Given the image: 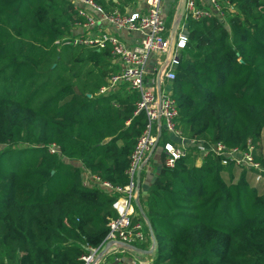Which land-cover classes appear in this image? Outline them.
<instances>
[{
	"label": "trees",
	"instance_id": "trees-1",
	"mask_svg": "<svg viewBox=\"0 0 264 264\" xmlns=\"http://www.w3.org/2000/svg\"><path fill=\"white\" fill-rule=\"evenodd\" d=\"M96 1L112 11L133 0ZM217 1L221 16L182 19L170 84L177 125L187 138L251 143L264 167V0ZM74 20L68 0H0V264H82L101 246L117 194L84 174L126 185L148 123L129 83L100 92L120 67L110 49L61 40ZM168 140L162 129L157 147ZM139 204L151 231L136 206L147 240L135 246L154 241L151 264H264V181L254 169L190 146Z\"/></svg>",
	"mask_w": 264,
	"mask_h": 264
},
{
	"label": "built area",
	"instance_id": "built-area-1",
	"mask_svg": "<svg viewBox=\"0 0 264 264\" xmlns=\"http://www.w3.org/2000/svg\"><path fill=\"white\" fill-rule=\"evenodd\" d=\"M68 1L75 12V20L71 35L65 36L61 40L75 45L110 49L114 60L120 67L110 77V85L101 87L100 92H106L123 81L129 83L131 88L139 91L138 110H144L148 118L147 126L140 135L131 156V165L128 170L130 180L126 185L115 186L89 171L84 174L85 183L92 182L117 194L113 201L117 215L109 221V231L102 245L89 247L81 256L82 264H108L107 260L110 254H107L108 250L104 249L109 243L117 245L116 242H121L135 246V243L147 240L144 223L135 218L137 215V186L141 171L148 164L151 151L158 136L160 138L162 129L165 130L168 137H174L162 146L165 155L164 164L167 167L174 166L176 160L185 155L190 146H197L202 156L210 152L220 154L223 157V163L233 161L254 169L255 181H264V167L255 158L254 146L251 143L247 149H239L227 147L221 142L210 143L196 137L187 138L177 125L179 112L170 84L175 77L174 69L179 62L180 49L185 46L187 39L183 21L176 35L175 53L169 67L162 75V96L158 101L156 92L158 73L167 58L160 67H154L152 70L149 69V61L152 55L166 53L170 50V30L163 12L164 0H146L145 8L140 10L124 8L112 11L106 10L96 0ZM205 1L210 7H198L196 0H187L183 17L190 15L194 19H199L214 13H218L220 16L223 14L217 0ZM120 31L138 32L140 37L136 43H129L119 34ZM49 150L56 153L59 152V147L52 143L49 145ZM117 258L115 261L118 264Z\"/></svg>",
	"mask_w": 264,
	"mask_h": 264
},
{
	"label": "crops",
	"instance_id": "crops-1",
	"mask_svg": "<svg viewBox=\"0 0 264 264\" xmlns=\"http://www.w3.org/2000/svg\"><path fill=\"white\" fill-rule=\"evenodd\" d=\"M172 2L173 0H164L163 2V12L166 19L170 11ZM200 4L203 5L202 2H200ZM145 6H146V0H133L131 2L124 1V8H128L130 10L144 9ZM208 6L210 7V5ZM110 29H112V27H110ZM119 34L129 43H136V41L140 37V33L138 32L120 31ZM168 54H169L168 51L166 53H159V55H162V61L160 62H158V59L153 57L152 55L149 61V69L152 70V68L154 67H160L165 62ZM170 138L174 139L173 136H171ZM162 151L163 149H161L160 147L159 148L156 147L153 153L150 154V157L152 156V158L149 160L148 164H146L144 168L145 170L144 176L142 181H140V186H139V196L140 194L144 195L147 193L150 184L154 181L157 173L164 165L165 155L163 157ZM151 249H152V244H150L146 250L141 248H139V250H134V249H130V247L110 244L106 246L104 250H108L107 254H110V256L108 255L109 258L107 260L108 264H117L115 261L116 257H118L117 258L118 264H149L152 260ZM113 250H117V251L113 253L112 252Z\"/></svg>",
	"mask_w": 264,
	"mask_h": 264
},
{
	"label": "water",
	"instance_id": "water-1",
	"mask_svg": "<svg viewBox=\"0 0 264 264\" xmlns=\"http://www.w3.org/2000/svg\"><path fill=\"white\" fill-rule=\"evenodd\" d=\"M186 1L187 0H179L176 17L174 18L173 23H172V29H171V32H170V50H169V54L167 56L166 62L162 65V67H161V69L159 70V73H158V82H157V87H156L158 101L161 100V96H162V91H161L162 75H163L164 71L169 67L171 58H172V56H173V54L175 53V50H176V35H177V31H178V29H179V27L181 25L182 19H183ZM158 141H159V136L157 138V142L155 143V145H154V147H153V149L151 151V154L156 149V147L158 145ZM139 186H140V181H138V186H137L138 187V195H137V198H136V203H137L138 208L140 209V212H141L142 216L144 217V219H145V221H146V223H147V225L149 227V230L151 231V226H150L149 220H148L147 216L145 215L144 211L141 209L140 204H139ZM116 244L119 245V246L130 247V248H132L134 250H139L138 247L133 246V245H127V244L121 243V242H116ZM154 245H155V243L153 241L151 252L154 250Z\"/></svg>",
	"mask_w": 264,
	"mask_h": 264
},
{
	"label": "rangeland",
	"instance_id": "rangeland-1",
	"mask_svg": "<svg viewBox=\"0 0 264 264\" xmlns=\"http://www.w3.org/2000/svg\"><path fill=\"white\" fill-rule=\"evenodd\" d=\"M178 3H179V1H177L176 3L175 2L172 3L170 11H169L168 16H167V20L170 22V26H169L170 32L172 29L173 20L176 17ZM225 17H226V15L224 16V18L220 19V22L227 25ZM170 32H169V34H170ZM153 57L157 58L158 62L162 61V55H159V53L154 54ZM113 63L116 64V61L114 59H113Z\"/></svg>",
	"mask_w": 264,
	"mask_h": 264
}]
</instances>
